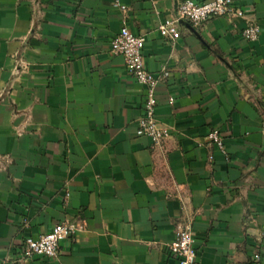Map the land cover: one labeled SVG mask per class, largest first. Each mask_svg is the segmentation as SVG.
Returning <instances> with one entry per match:
<instances>
[{
    "label": "crops",
    "instance_id": "1",
    "mask_svg": "<svg viewBox=\"0 0 264 264\" xmlns=\"http://www.w3.org/2000/svg\"><path fill=\"white\" fill-rule=\"evenodd\" d=\"M180 1L0 0V264H177V226L199 264H264V0L161 36ZM123 25L144 36L146 68L169 73L161 144L136 134L144 87L109 50ZM66 220L84 229L54 258H19Z\"/></svg>",
    "mask_w": 264,
    "mask_h": 264
},
{
    "label": "built area",
    "instance_id": "2",
    "mask_svg": "<svg viewBox=\"0 0 264 264\" xmlns=\"http://www.w3.org/2000/svg\"><path fill=\"white\" fill-rule=\"evenodd\" d=\"M123 11L124 5L115 3ZM214 16H239L243 17V10L233 4V0H204L196 2L193 0H181L171 19L160 22L157 25V32L167 38L176 39L180 36L177 23L186 21L191 25H198L201 22ZM242 37L247 41H255L259 35V26L252 22H246L241 29ZM145 38L142 35L134 34L123 25L119 32L109 41V50L112 54L121 55L127 72L144 87V101L142 113L137 121L136 134L147 136L155 144H161L170 137L169 129L161 125L156 117V85L165 80L169 73L162 69L157 75L149 71L143 59V47ZM208 144L215 145L221 152H225L222 136L218 129H211L207 135ZM212 159V155H209ZM84 229L78 221L66 220L59 222L53 228L36 238L27 236L23 239L19 252L22 260L34 256L54 258L57 255L59 244L70 235H77ZM168 253L177 260V264H199L197 250L194 247V237L189 227H176L174 239L167 245ZM258 259V256L255 255Z\"/></svg>",
    "mask_w": 264,
    "mask_h": 264
}]
</instances>
